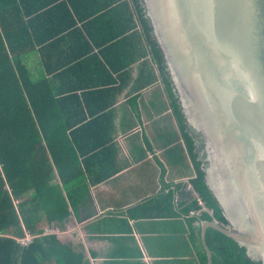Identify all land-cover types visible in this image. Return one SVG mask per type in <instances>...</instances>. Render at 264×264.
<instances>
[{"label":"crops","instance_id":"obj_1","mask_svg":"<svg viewBox=\"0 0 264 264\" xmlns=\"http://www.w3.org/2000/svg\"><path fill=\"white\" fill-rule=\"evenodd\" d=\"M12 4L29 22L34 43L22 54L23 64L31 80L52 92L49 98L42 87L52 106L45 118L49 132L78 140L83 172L67 173L75 185L71 202L54 165L45 207L67 204L69 216L44 221L41 236L22 229L15 243L24 248L43 237L58 239L61 246L40 244L31 264L195 261L189 225L180 214L183 200L198 198L191 185L194 164L133 1L10 0L5 5ZM87 121L94 123L75 130ZM104 139L113 147L84 156V149ZM25 236L30 241L22 245Z\"/></svg>","mask_w":264,"mask_h":264},{"label":"water","instance_id":"obj_2","mask_svg":"<svg viewBox=\"0 0 264 264\" xmlns=\"http://www.w3.org/2000/svg\"><path fill=\"white\" fill-rule=\"evenodd\" d=\"M203 181L226 217L200 221L264 264V0H141Z\"/></svg>","mask_w":264,"mask_h":264},{"label":"trees","instance_id":"obj_3","mask_svg":"<svg viewBox=\"0 0 264 264\" xmlns=\"http://www.w3.org/2000/svg\"><path fill=\"white\" fill-rule=\"evenodd\" d=\"M9 1L0 0V264H31V261H37L40 244L59 246L58 239L43 237L21 248L13 237H21L22 229L31 235L41 236L45 231L42 228L44 221L53 224L55 221L63 222L69 216L67 204L46 208L44 202L47 195L52 193L49 183L54 176V165L68 199L72 202L75 185L72 186L74 181L68 179L67 173L74 176L79 172L80 162L76 152L79 142L62 135H51L49 132V122L45 118L46 111H51L52 106H47L46 93L50 98L52 92L46 85L30 79L22 58V54L34 45L29 37V22L25 21L24 15L15 5L12 4L14 8L5 5ZM132 1L173 99L175 112L194 164L195 177L191 180V185L198 198L183 200L180 212L181 216L187 219L188 238L196 255V260L190 264H207L206 253L200 240V221L216 219L225 225L228 221L203 181L202 144L200 148L185 122L162 55L152 37L145 7L141 0ZM93 123L87 121L86 124L75 127V130ZM110 147H113L111 139L101 140L84 149V156L96 150L98 153L108 151ZM82 174L80 169L79 175ZM30 191H34V194H30ZM171 194L174 192L169 194V200ZM199 202L211 213L201 210ZM191 210L200 211L191 215ZM205 242L211 252V264H261L251 261L247 258L244 248L213 228L206 230Z\"/></svg>","mask_w":264,"mask_h":264},{"label":"built area","instance_id":"obj_4","mask_svg":"<svg viewBox=\"0 0 264 264\" xmlns=\"http://www.w3.org/2000/svg\"><path fill=\"white\" fill-rule=\"evenodd\" d=\"M189 189H192V187L189 186ZM198 200H199V199H198ZM199 204L202 206V203H201V202H199ZM202 209L207 210L209 213H211V211L208 210L207 208H205L204 206H202L201 210H202ZM199 211H200V210H191V211H190V214H192V215H194V214H198ZM29 241H30V237H29V236H25V238L19 240V243H21L22 245H26V244L29 243Z\"/></svg>","mask_w":264,"mask_h":264},{"label":"flooded vegetation","instance_id":"obj_5","mask_svg":"<svg viewBox=\"0 0 264 264\" xmlns=\"http://www.w3.org/2000/svg\"><path fill=\"white\" fill-rule=\"evenodd\" d=\"M197 144L200 146L201 148V142L197 140ZM201 154H202V149H201Z\"/></svg>","mask_w":264,"mask_h":264}]
</instances>
